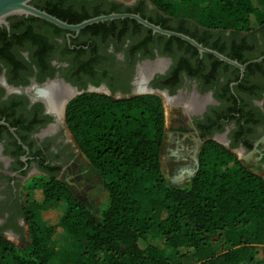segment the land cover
<instances>
[{"label":"trees","instance_id":"1","mask_svg":"<svg viewBox=\"0 0 264 264\" xmlns=\"http://www.w3.org/2000/svg\"><path fill=\"white\" fill-rule=\"evenodd\" d=\"M69 1L30 3L68 23L130 8H82L87 0H72L81 6L73 11ZM146 1L160 17L192 24L206 36L231 32L245 37L264 25V5L254 0ZM112 21L119 20L88 27ZM161 26L189 32L183 25ZM209 48L223 52L215 45ZM226 56L241 64L256 58L235 52ZM65 122L77 149L101 177L107 202L95 215L63 180L32 179L43 202H63V212L54 221L43 218L37 207L24 206L28 240L18 246L0 234V264H264L263 176L209 139L199 149L198 167L189 181L170 183L162 170L165 130L158 96L83 92L66 104ZM59 228L68 240L57 245Z\"/></svg>","mask_w":264,"mask_h":264},{"label":"flooded vegetation","instance_id":"2","mask_svg":"<svg viewBox=\"0 0 264 264\" xmlns=\"http://www.w3.org/2000/svg\"><path fill=\"white\" fill-rule=\"evenodd\" d=\"M84 2L82 8L123 4L130 7L123 11L159 26L183 25L186 35L220 47L223 55L264 56V25L245 37L231 32L206 36L192 24L160 17L146 0ZM67 3L73 11L81 8L72 0ZM30 16L10 15L0 26V217L5 231L27 226L19 199L25 185L37 177L60 178L76 152L65 133L70 130L64 105L56 112L45 93L50 85L75 89L73 97L83 92L115 98L152 94L168 103L170 112H164L171 113L174 132H180L173 135L176 181L197 170L198 142L201 147L209 139L243 156L254 152L252 160L264 162V58L244 62L248 64L241 73L179 37L150 32L135 20L146 29L138 26L132 18L75 32Z\"/></svg>","mask_w":264,"mask_h":264},{"label":"rangeland","instance_id":"3","mask_svg":"<svg viewBox=\"0 0 264 264\" xmlns=\"http://www.w3.org/2000/svg\"><path fill=\"white\" fill-rule=\"evenodd\" d=\"M254 2L261 7L264 5V0H254ZM167 104L168 103L166 102L162 103L165 130V138L161 152L162 170L164 176L170 183L177 186H181L185 185L189 181L190 177L194 175L196 170L194 171V169H192L190 172L185 173L184 177L180 181L174 180L176 179V177H173V169L177 167L178 160L173 153V150L175 149L173 135L176 136L180 134V132H174V125H172V119L171 121L169 119L171 113L167 115V113L164 112V110L170 112V109L167 108ZM65 133L70 138L72 144L76 148V152L74 153L72 160L64 169V172L62 173L59 179L66 182L73 194L84 204H86L95 215H98L107 202V196L103 187L101 177L99 176L98 172L87 162V160L79 152V150H77L74 140L72 139L71 133ZM199 149L200 142H198V147L196 151L197 167ZM233 152L239 158H241L243 162L245 161L251 169L261 174L264 178V162L260 161L262 164H258L256 163V161L252 160V158L256 159V154L254 152L251 153V155L248 154L246 156L240 155L241 151L236 148L233 149ZM19 199L25 206L30 205L37 207L43 218L54 221H56L60 217L64 209L63 202L44 203L41 188L32 180L25 185ZM19 217L21 218V216ZM0 234L6 236L9 240L14 242L18 246L25 245L28 240L27 226H25L22 231H5L1 226V217ZM54 240L57 245H59L64 240H68V237L65 235L63 230L59 228L54 235Z\"/></svg>","mask_w":264,"mask_h":264},{"label":"water","instance_id":"4","mask_svg":"<svg viewBox=\"0 0 264 264\" xmlns=\"http://www.w3.org/2000/svg\"><path fill=\"white\" fill-rule=\"evenodd\" d=\"M30 2H31V0H0V26L2 24H7L6 18L10 15H25V16L31 15V16L43 19L45 21H48V22H50V23H52L58 27L78 32L80 29H82L88 25L97 23V22H102V21L112 20V19H120V18H132V19L136 20L137 22L141 23L142 25H144L145 27L151 29L153 32H158V33H161V34H164L167 36L179 37V38L189 42L191 45L196 47L200 53L207 52V53L213 54L214 56L218 57L220 60L225 61V62L239 68L241 73L243 72L245 66L248 64V62L241 64L237 60L231 59L228 56L223 55L214 49L205 47L201 43L196 41L194 38H192V37H190V36H188L182 32H177L174 30L162 28L161 26L154 24V23L148 21L147 19L141 17L137 13L111 12L109 14L97 15L94 17L84 19L78 23L71 24V23H67V22L59 19L58 17H56L54 15H51L50 13L46 12L45 10H41V9L35 7ZM262 58H264V56H262L258 59H254L252 61L253 62L259 61ZM90 91H98V89L91 87ZM73 92L75 94L77 91L75 89H73ZM74 94L65 101V104L63 107V112L65 110L66 104L73 98ZM116 97L120 98L123 96L118 94V95H116Z\"/></svg>","mask_w":264,"mask_h":264},{"label":"bare ground","instance_id":"5","mask_svg":"<svg viewBox=\"0 0 264 264\" xmlns=\"http://www.w3.org/2000/svg\"><path fill=\"white\" fill-rule=\"evenodd\" d=\"M45 93L50 95L51 105L56 112H60L61 104L64 105L65 101L74 94L71 89L61 85H50L46 88Z\"/></svg>","mask_w":264,"mask_h":264},{"label":"crops","instance_id":"6","mask_svg":"<svg viewBox=\"0 0 264 264\" xmlns=\"http://www.w3.org/2000/svg\"><path fill=\"white\" fill-rule=\"evenodd\" d=\"M250 156V155H249Z\"/></svg>","mask_w":264,"mask_h":264}]
</instances>
